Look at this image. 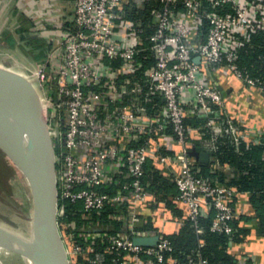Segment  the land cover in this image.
<instances>
[{
    "label": "built area",
    "instance_id": "built-area-1",
    "mask_svg": "<svg viewBox=\"0 0 264 264\" xmlns=\"http://www.w3.org/2000/svg\"><path fill=\"white\" fill-rule=\"evenodd\" d=\"M261 33L264 0H75L62 41L28 76L56 149L70 264H210L204 240L185 253L173 241L188 223L203 236L208 219L249 264L248 237L236 240L257 226L239 208L251 194L221 151L264 145L249 142L226 84L264 95V79L240 67ZM149 237L158 242L136 243Z\"/></svg>",
    "mask_w": 264,
    "mask_h": 264
},
{
    "label": "water",
    "instance_id": "water-1",
    "mask_svg": "<svg viewBox=\"0 0 264 264\" xmlns=\"http://www.w3.org/2000/svg\"><path fill=\"white\" fill-rule=\"evenodd\" d=\"M199 62V59L197 60ZM0 118L10 122L26 140L34 158L30 165L0 147L35 186L33 242L16 240L0 229V246L28 258L33 264H70L58 225L59 193L56 149L44 114L41 95L34 84L0 66ZM192 155L207 162V154ZM28 164V167H27ZM158 238H139L136 243L152 246Z\"/></svg>",
    "mask_w": 264,
    "mask_h": 264
},
{
    "label": "crops",
    "instance_id": "crops-1",
    "mask_svg": "<svg viewBox=\"0 0 264 264\" xmlns=\"http://www.w3.org/2000/svg\"><path fill=\"white\" fill-rule=\"evenodd\" d=\"M74 12L75 0H0V63L37 69L47 50L57 48L62 41L64 30L73 22ZM226 84L237 89L228 101L230 111L248 130L249 142L259 144L264 135V95L231 80ZM239 208L258 226L251 195L241 198ZM257 226L247 236L252 258L249 264H255L253 259L264 264V235L258 233Z\"/></svg>",
    "mask_w": 264,
    "mask_h": 264
},
{
    "label": "trees",
    "instance_id": "trees-1",
    "mask_svg": "<svg viewBox=\"0 0 264 264\" xmlns=\"http://www.w3.org/2000/svg\"><path fill=\"white\" fill-rule=\"evenodd\" d=\"M254 47H247L243 50L240 60L241 69L247 74L264 79V33L253 36ZM224 162L237 165L241 174L233 180V184L241 191L251 194V200L257 211L258 233L264 235V145H255L246 151L240 158L233 146L228 143L221 151ZM175 191V187L170 188ZM247 222L250 218L243 217ZM212 219L202 220L201 226L206 229L203 236H199L190 227V223L181 233L173 239L178 252H190L200 250V241L204 240L206 246L202 248L204 256L209 259L210 264H239L238 260L228 252L229 237L219 235L210 231ZM119 228L120 225L116 224ZM251 233V230H240L238 243ZM180 253H178L179 255Z\"/></svg>",
    "mask_w": 264,
    "mask_h": 264
},
{
    "label": "rangeland",
    "instance_id": "rangeland-1",
    "mask_svg": "<svg viewBox=\"0 0 264 264\" xmlns=\"http://www.w3.org/2000/svg\"><path fill=\"white\" fill-rule=\"evenodd\" d=\"M0 66L14 73H20L18 75L30 81L28 79L30 75L28 65L21 64L17 66L2 62ZM0 144L2 143L0 142ZM34 205L35 186L32 185L21 168L0 148V225L9 234L28 238L33 229ZM28 242L30 241L28 240ZM0 264L33 263L28 258L8 250V252H0Z\"/></svg>",
    "mask_w": 264,
    "mask_h": 264
},
{
    "label": "bare ground",
    "instance_id": "bare-ground-1",
    "mask_svg": "<svg viewBox=\"0 0 264 264\" xmlns=\"http://www.w3.org/2000/svg\"><path fill=\"white\" fill-rule=\"evenodd\" d=\"M0 147L7 149L14 157H19L28 164H34V158L26 140L20 135L19 131L7 120L0 118ZM27 164V167H28ZM0 229L8 233L3 226L0 225ZM9 234V233H8ZM14 236L16 240H21L29 243L33 242V231L28 238L18 235L10 234ZM27 240V241H26ZM8 252L7 249L0 246V252Z\"/></svg>",
    "mask_w": 264,
    "mask_h": 264
}]
</instances>
